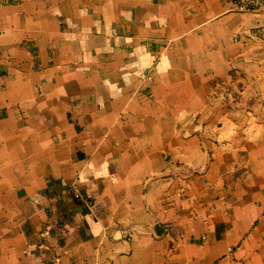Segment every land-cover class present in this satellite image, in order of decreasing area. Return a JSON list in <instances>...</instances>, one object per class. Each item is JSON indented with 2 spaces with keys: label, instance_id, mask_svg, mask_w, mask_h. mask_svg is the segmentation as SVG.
I'll list each match as a JSON object with an SVG mask.
<instances>
[{
  "label": "crops",
  "instance_id": "0c3cea01",
  "mask_svg": "<svg viewBox=\"0 0 264 264\" xmlns=\"http://www.w3.org/2000/svg\"><path fill=\"white\" fill-rule=\"evenodd\" d=\"M0 264H264V13L0 0Z\"/></svg>",
  "mask_w": 264,
  "mask_h": 264
},
{
  "label": "built area",
  "instance_id": "2783aa9c",
  "mask_svg": "<svg viewBox=\"0 0 264 264\" xmlns=\"http://www.w3.org/2000/svg\"><path fill=\"white\" fill-rule=\"evenodd\" d=\"M239 13H264V0H230ZM76 197H80L78 194Z\"/></svg>",
  "mask_w": 264,
  "mask_h": 264
}]
</instances>
